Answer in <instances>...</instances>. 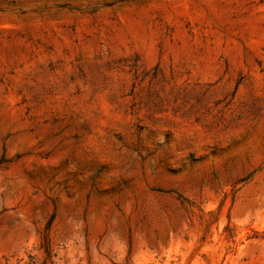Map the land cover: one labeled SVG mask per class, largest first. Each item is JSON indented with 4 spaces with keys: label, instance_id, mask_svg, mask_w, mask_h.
<instances>
[{
    "label": "rangeland",
    "instance_id": "rangeland-1",
    "mask_svg": "<svg viewBox=\"0 0 264 264\" xmlns=\"http://www.w3.org/2000/svg\"><path fill=\"white\" fill-rule=\"evenodd\" d=\"M0 264H264V0H0Z\"/></svg>",
    "mask_w": 264,
    "mask_h": 264
}]
</instances>
